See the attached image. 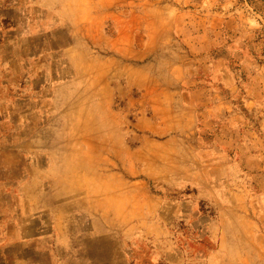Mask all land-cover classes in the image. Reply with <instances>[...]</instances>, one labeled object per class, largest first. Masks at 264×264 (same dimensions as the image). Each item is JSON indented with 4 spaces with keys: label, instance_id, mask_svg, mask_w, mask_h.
Listing matches in <instances>:
<instances>
[{
    "label": "rangeland",
    "instance_id": "1",
    "mask_svg": "<svg viewBox=\"0 0 264 264\" xmlns=\"http://www.w3.org/2000/svg\"><path fill=\"white\" fill-rule=\"evenodd\" d=\"M220 1H234L238 20L264 41V0ZM182 4L0 0V182L13 188L0 189L1 232L18 230L2 214L26 213L21 186L39 179L47 206L29 213L53 209L72 218L77 235L92 230V242L71 245L92 246L94 264L122 256L131 264H264V171L241 162L253 154L264 164V110L231 113L217 136L184 125L186 112L166 93L187 89L171 78L189 59L186 46L174 33L148 47L177 14L197 26L208 13ZM135 51L146 52L133 59ZM256 84L263 100L264 79ZM221 235L229 249L216 257ZM31 252L15 242L8 256Z\"/></svg>",
    "mask_w": 264,
    "mask_h": 264
},
{
    "label": "crops",
    "instance_id": "2",
    "mask_svg": "<svg viewBox=\"0 0 264 264\" xmlns=\"http://www.w3.org/2000/svg\"><path fill=\"white\" fill-rule=\"evenodd\" d=\"M183 4L188 3L196 6L197 12L208 10V13L197 17V26L190 24L178 16V22L167 24L162 28V35L159 34V41H149L150 45L159 46L161 39L165 36L170 38L175 33L186 46L188 61L175 65L171 71V78L175 86H184L187 89H179L177 92L166 93L169 102L180 106L186 112L188 127L198 126L200 133L211 135L222 127L224 119L231 113L237 112L244 117L247 113L262 107L264 110V99L256 98L254 90L256 83L264 79V41L259 37V33L251 26L250 22L244 23L238 20L234 12V1L220 0H181ZM182 4V5H183ZM220 5V6H219ZM220 11H215V8ZM148 50V49H147ZM223 50V55H209L211 51ZM146 51H135L133 59H141ZM233 64H236L233 67ZM211 79V81H207ZM237 79H244L242 88L237 85ZM219 81L220 85H216ZM223 84V85H221ZM259 85V84H258ZM218 86V87H217ZM224 86V87H222ZM261 86V85H259ZM258 91H262L259 89ZM257 92V95L261 93ZM259 97V96H258ZM236 99H242V106L239 107ZM177 102H180L177 104ZM221 125V126H220ZM216 141V138H215ZM259 156L246 154L241 160L244 169L249 173H260L264 171V164ZM40 173V170H35ZM247 172V173H248ZM264 175H261V177ZM28 180L21 187L23 192V207L28 211L14 215L13 211L5 210L2 219L5 224L17 223L16 232L0 231V252L5 254L4 264H94L92 246L74 247L71 245L72 238L94 239L92 230L87 233L77 235L70 230L69 224L72 218L64 217L58 211L50 210L51 214H30L32 208H46L42 201L43 191L41 182ZM0 189L12 194V186L9 181L0 182ZM63 190V189H62ZM66 190V188L64 189ZM246 190V189H243ZM264 191V185L260 187ZM246 195H239V200L246 199ZM239 204L237 207H241ZM23 208V209H24ZM44 211V210H38ZM21 224H20V223ZM68 223V225H67ZM92 223V221H91ZM37 226H34L36 225ZM30 226L38 228L33 236H26L24 227ZM75 233V236L73 234ZM96 238H103L108 233L97 232ZM15 242H21L24 247H32L31 253L9 254L8 249L14 246ZM226 239L219 237V247L215 253L216 257L224 255L229 247L225 245ZM76 259L77 262H73ZM126 257L122 256L121 261L116 264H131L126 262ZM96 264H111L109 261ZM114 264V263H113Z\"/></svg>",
    "mask_w": 264,
    "mask_h": 264
}]
</instances>
